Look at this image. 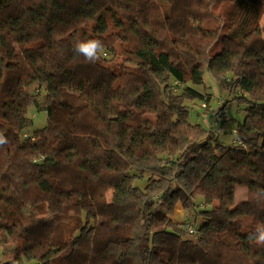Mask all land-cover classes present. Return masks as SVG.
Segmentation results:
<instances>
[{
  "label": "trees",
  "instance_id": "16d2710c",
  "mask_svg": "<svg viewBox=\"0 0 264 264\" xmlns=\"http://www.w3.org/2000/svg\"><path fill=\"white\" fill-rule=\"evenodd\" d=\"M263 15L0 0L1 264H264ZM207 72L244 108L245 147L189 120ZM31 110L47 124L27 134Z\"/></svg>",
  "mask_w": 264,
  "mask_h": 264
},
{
  "label": "rangeland",
  "instance_id": "374dc122",
  "mask_svg": "<svg viewBox=\"0 0 264 264\" xmlns=\"http://www.w3.org/2000/svg\"><path fill=\"white\" fill-rule=\"evenodd\" d=\"M230 8V3H225L219 8V11H227ZM165 11L166 9L163 8ZM261 26H262V33L264 36V15L261 19ZM35 88V86L33 87ZM197 90L205 95H211L212 100L210 102L211 107L209 108L208 104L205 101L197 100L192 106L190 110L189 120L194 124H200L204 128L209 129L210 124L213 121V116L223 121L224 123L221 128L222 134L220 138L224 140L226 143H231L233 140V135L227 132L232 131L234 128L238 126L239 123H242L245 118V111L244 108L239 106L237 102L232 101V97L229 96L227 90L221 86L219 82L212 76L211 73L207 72L204 75V83L201 84ZM228 106L225 113H223V106ZM204 105L206 106L204 108ZM203 108H202V107ZM209 109V110H207ZM30 115L33 118V125L27 131V134L33 133L36 130L43 128L47 124V115L45 113H35L34 111H30ZM30 132V133H29ZM247 195V191L244 188H239L236 192V197L238 203L241 202V206L245 202V198ZM239 199V200H238ZM243 201V202H242ZM160 209L163 208L162 206L159 207ZM73 212L81 214L77 208H73ZM175 220L183 221L185 218V212L181 208V206H177ZM1 240V236H0ZM3 246L0 245V264L3 261ZM29 264V263H24ZM33 264V263H31Z\"/></svg>",
  "mask_w": 264,
  "mask_h": 264
},
{
  "label": "built area",
  "instance_id": "2783aa9c",
  "mask_svg": "<svg viewBox=\"0 0 264 264\" xmlns=\"http://www.w3.org/2000/svg\"><path fill=\"white\" fill-rule=\"evenodd\" d=\"M183 87V85L179 82H176L175 83V90L176 91H179L181 88ZM204 107H206L204 105ZM215 116V115H214ZM212 117L213 118V121L212 123L210 124V128L213 130V131H218V134H220V129H219V124H220V121L221 119L217 118L216 117ZM28 136V135H26ZM233 136H234V140H233V143L236 144V145H241L242 147H245L244 144H242V142L240 141V139L238 138V131L237 130H233Z\"/></svg>",
  "mask_w": 264,
  "mask_h": 264
},
{
  "label": "crops",
  "instance_id": "0c3cea01",
  "mask_svg": "<svg viewBox=\"0 0 264 264\" xmlns=\"http://www.w3.org/2000/svg\"><path fill=\"white\" fill-rule=\"evenodd\" d=\"M176 215V214H175Z\"/></svg>",
  "mask_w": 264,
  "mask_h": 264
}]
</instances>
